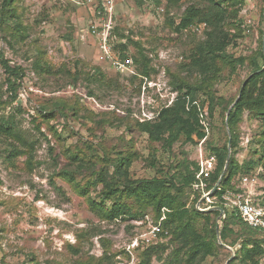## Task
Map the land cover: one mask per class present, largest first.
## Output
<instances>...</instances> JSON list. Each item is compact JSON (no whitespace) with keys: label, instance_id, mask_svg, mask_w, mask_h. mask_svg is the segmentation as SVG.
Masks as SVG:
<instances>
[{"label":"rangeland","instance_id":"374dc122","mask_svg":"<svg viewBox=\"0 0 264 264\" xmlns=\"http://www.w3.org/2000/svg\"><path fill=\"white\" fill-rule=\"evenodd\" d=\"M2 3L0 0V117L12 121L23 140L0 135V264H138L148 247L161 244L167 247L163 261L154 257L151 264L169 260L178 248L181 264H229L239 244L231 247L218 235L223 248L198 263L189 262L187 248H181V242L163 228L164 213L158 221L150 209L141 218L103 219L88 200L100 199L103 184L89 186L84 195L62 174L72 170L75 180L87 185L96 180L95 171L108 167L112 172L118 157L136 153L129 178L151 179L165 175L170 166L184 159L200 160L209 152L210 143L223 146L229 140L228 147L231 145L228 111L252 72L250 60L235 71L225 68L214 81L212 115L207 111V96L198 95L197 102L205 109L202 123L207 136L197 145L178 142L168 149L151 141L137 125L143 112L155 115L178 95L176 83L198 79L183 65L203 38V29L198 25L197 30V24L182 31L175 28L187 7H203L207 0H151L142 4L117 0L115 28L126 36L116 33L113 45L128 43L126 58L131 63L127 68H119L100 51L88 31L89 8L83 0H13L11 6L23 25V37L16 36L13 20H2ZM237 8L239 12L227 22L232 33L241 35L231 40L228 52L250 57L263 43L264 0H244ZM140 48L150 59L147 74L143 71L148 61ZM2 56L10 65L22 67L26 75L15 99ZM52 110L53 118H43ZM237 132L238 161L259 157L264 116L246 111ZM74 153L85 159L83 167L72 160ZM229 153L231 156L232 148ZM160 169H164L163 174ZM243 175L233 180L235 186L242 184ZM203 187L195 184L198 190ZM215 187L200 191L196 201L187 189V206L195 205L204 212L217 210ZM249 189L264 205L261 168L257 182ZM221 219L219 215L220 226ZM196 224L200 228L211 226L205 220Z\"/></svg>","mask_w":264,"mask_h":264},{"label":"trees","instance_id":"16d2710c","mask_svg":"<svg viewBox=\"0 0 264 264\" xmlns=\"http://www.w3.org/2000/svg\"><path fill=\"white\" fill-rule=\"evenodd\" d=\"M136 2L142 4L143 0H136ZM243 2L244 0H207V5L203 7L191 5L186 8L183 17L175 28L176 31L185 30L195 24L197 26L205 25L203 38L187 55L188 62L183 65L184 69L197 75L198 79L192 82L181 80L176 83L179 93L171 105L162 108L157 118L152 121H137L141 132L147 134L151 141L161 143L168 149H171L178 142L197 145L207 136L206 127L202 123L205 109L197 102L198 95L202 93L207 96L206 100L209 101L207 111L212 115L216 99L212 89L214 81L218 79L225 68L228 67L235 71L238 66H243L247 60H250L252 72L245 80L239 98L231 108L227 119L232 134V154L229 160L228 140L227 144L223 146L208 144L209 152H204V158L212 157L215 161V167L207 176L202 175L200 178L197 177L200 171L199 160L184 159L176 166H170L165 175L155 176L151 179L132 180L128 176V170L137 157L136 153H128L118 157L113 163L112 172L108 167L95 171L96 180L87 182V185L79 184L75 180L72 170L62 172L64 178L69 182H75L76 188L84 195L89 193V186H97L99 182L103 184L104 188L100 199L88 198L92 208L103 219L112 221L120 218L122 220L141 218L150 209L158 221L164 213L163 228L171 231L173 238L181 242V248H187V261L189 262L196 261L198 263V260L205 259L208 255H215L219 248H223V245L218 242V235H220L224 244L231 247L240 245L229 264L235 262L264 264L262 261L264 258V229L254 228L243 222L238 211L226 205L228 200L225 198L228 192L240 191L239 186H235L233 183V180L240 173H243V176L251 175L260 168L264 172V140L259 157L244 163H240L236 157L239 139L237 128L243 114L248 111L258 116H264L263 43H261V49L250 57L244 55L235 57L228 52L231 40L236 39L241 34L230 31L227 19L239 12L238 3ZM12 3L13 0H3L1 6L2 20H5V23L13 20L14 29L18 34L16 36L23 37V25L17 19L15 9L11 6ZM237 28L239 29L238 26ZM116 33L120 37L126 36L118 33V28L114 30V34ZM129 40L139 44L133 39ZM115 49L119 50L123 59L128 56L127 42L117 43ZM142 52L140 48V54L148 61L143 71L147 74L149 73L147 67H150V59ZM1 62L8 74L9 89L14 95L12 99H15L19 84L26 75L22 67L10 65L3 56ZM39 66L41 67V65ZM202 105L204 106V102ZM42 116L43 118H53L55 113L52 110ZM0 135L23 140L13 122L1 117ZM81 156L79 153L71 155L78 167H83L85 162ZM160 173L163 174L164 169H160ZM220 178V184L214 190V195L217 197V204L225 210L226 214L225 218L220 220L221 226L217 224L220 215L219 210L204 212L197 209L195 205L187 206L184 197L187 189H190L193 193V200H198L201 195L200 191L214 188ZM195 184L204 187L198 190L195 188ZM107 201L111 202L109 206L106 204ZM200 220L211 223V226L198 227L196 223ZM161 234L163 235V233ZM166 248L163 244L148 247L138 264H151L154 257L163 261ZM162 264H181L179 248L174 251V257Z\"/></svg>","mask_w":264,"mask_h":264},{"label":"built area","instance_id":"2783aa9c","mask_svg":"<svg viewBox=\"0 0 264 264\" xmlns=\"http://www.w3.org/2000/svg\"><path fill=\"white\" fill-rule=\"evenodd\" d=\"M150 1L151 0H143L145 3H149ZM116 2L117 0H83V3L89 8L88 31L96 39L100 51L106 58L111 59L119 68H127L131 63V59L120 58V55H117V50L113 45V39L115 38ZM200 27L204 29L205 25L202 24ZM196 29L198 30V26ZM175 98L174 95L172 99L169 100L168 104L163 105L155 115H147L143 112L144 116H140V120L144 122L156 119L162 108L171 105ZM199 163L200 171L197 175L198 178L202 175L207 176L215 167V161L212 157L204 158L203 155H201ZM259 170L251 175L243 176L242 184L239 186L240 191L236 193L228 192L225 198L228 200L226 205L238 211L243 222L254 228L264 229V205L258 203L257 199L253 197V192L249 189L251 185L253 186L255 182H257ZM245 188H247V190ZM225 216L226 214L224 213L222 218H225Z\"/></svg>","mask_w":264,"mask_h":264},{"label":"water","instance_id":"95a60500","mask_svg":"<svg viewBox=\"0 0 264 264\" xmlns=\"http://www.w3.org/2000/svg\"><path fill=\"white\" fill-rule=\"evenodd\" d=\"M263 53H264V37H263ZM238 98H239V97H238ZM238 98L236 99V101L234 102V104L237 102ZM234 104H233V106H234ZM233 106H232V107H233ZM232 107H231V108H232ZM231 108H230L229 111H228V115H229V113H230ZM229 148H231V145H230V144H229ZM229 159H230V153H229V156H228V160H229ZM227 162H228V161H227ZM220 180H221V178H220ZM219 184H220V181H218V182L216 183V187H217ZM216 187H215V188H216ZM216 209L220 211V217L222 218L223 215H224V213H225V210H224L222 207H217Z\"/></svg>","mask_w":264,"mask_h":264}]
</instances>
